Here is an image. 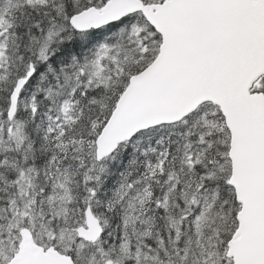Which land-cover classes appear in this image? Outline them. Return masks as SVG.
Instances as JSON below:
<instances>
[{"label": "snow or ice", "instance_id": "obj_1", "mask_svg": "<svg viewBox=\"0 0 264 264\" xmlns=\"http://www.w3.org/2000/svg\"><path fill=\"white\" fill-rule=\"evenodd\" d=\"M0 264H264V0H0Z\"/></svg>", "mask_w": 264, "mask_h": 264}]
</instances>
